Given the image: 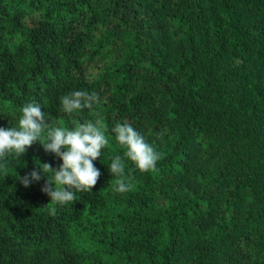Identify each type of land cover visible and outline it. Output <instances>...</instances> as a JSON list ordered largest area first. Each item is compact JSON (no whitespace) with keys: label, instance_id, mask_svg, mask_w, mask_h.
I'll return each mask as SVG.
<instances>
[{"label":"trees","instance_id":"1","mask_svg":"<svg viewBox=\"0 0 264 264\" xmlns=\"http://www.w3.org/2000/svg\"><path fill=\"white\" fill-rule=\"evenodd\" d=\"M77 90L100 102L66 114ZM31 102L69 130L98 113L109 144L62 206L47 176L18 180L60 158L39 141L7 158L0 264H264V0H0V127ZM117 122L163 156L146 173L125 160L124 194Z\"/></svg>","mask_w":264,"mask_h":264},{"label":"clouds","instance_id":"2","mask_svg":"<svg viewBox=\"0 0 264 264\" xmlns=\"http://www.w3.org/2000/svg\"><path fill=\"white\" fill-rule=\"evenodd\" d=\"M99 102L100 97L95 92L77 90L61 97L62 110L69 115L92 109ZM49 120L50 114L42 111L39 103L31 102L22 108L18 127H0V169L6 170L10 155L21 157L39 141L46 152L54 153L62 163L58 168L49 163H36L38 167L24 176L19 175L18 180L27 188L34 181L39 182L42 174L47 176L41 191L50 197L49 202L62 206L76 201L77 192L93 190L101 176L94 161L102 156L109 140L105 136L103 117L98 113L94 121L78 123L71 130L52 127ZM45 131L46 137L43 135ZM112 131L124 151L123 156L112 159L108 169L112 177L117 178L112 190L124 194L134 188V177L125 175V160L132 161L139 172L146 173L156 171L157 162L163 156L130 123L117 122ZM50 169H55L51 177L48 174ZM49 214L55 216L56 208L50 207Z\"/></svg>","mask_w":264,"mask_h":264}]
</instances>
